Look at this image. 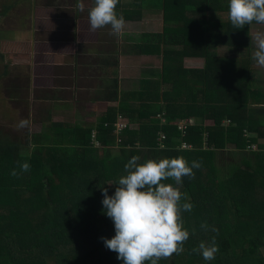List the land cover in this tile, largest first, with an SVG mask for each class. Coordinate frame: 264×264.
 Listing matches in <instances>:
<instances>
[{
	"label": "trees",
	"instance_id": "16d2710c",
	"mask_svg": "<svg viewBox=\"0 0 264 264\" xmlns=\"http://www.w3.org/2000/svg\"><path fill=\"white\" fill-rule=\"evenodd\" d=\"M20 2L6 3L10 5L6 8L0 6V20L13 17L12 5H21ZM199 9L209 10L211 16L220 12L225 22L219 27L210 26L211 17H204L206 27L197 32L206 37V51L213 54L212 57L218 53L217 47L241 51L249 67L254 61L251 58L253 48L245 28L257 23L235 28L237 32L233 35L223 28L228 25L233 29L228 18V0H205ZM178 38L179 35L167 32L162 44L165 47L180 46L176 41ZM231 60L230 81L238 82L234 75L241 73L245 63L238 65V60ZM179 65L172 63L171 67L176 69ZM261 72L264 75V70ZM250 76L251 73L244 82V104H248ZM230 81L225 84L229 85ZM221 90L235 95L225 86ZM187 93L183 92L181 98L173 97V104L177 107L192 105V108L193 104H198ZM206 93L207 90L202 89L197 96L205 97ZM25 101L29 102V98ZM233 101L229 100L228 104H243ZM256 115L264 117V110L242 106L233 115L225 117L230 122L226 127L218 123L207 130L189 127L184 141L191 144L193 150L183 152L179 149L181 143L177 142L178 139L182 141V136L166 115L169 124H154L149 127V132L126 131L120 143L112 131L107 130L108 133L103 134L106 141L100 142L101 148L91 151H87V146L77 138L64 142L53 133L54 136L47 140H24L23 145H36L28 155L20 143L0 134V264H123L100 239H111L115 235L114 225L104 214L101 201L102 189H107L109 196L114 194L115 185L126 175L124 166L132 156H139L141 163L147 159L175 157H183L188 166L192 161L201 163L199 169H193L194 179L182 177L180 185L173 178L161 181L178 187L188 197L181 203H191L193 208L181 213L183 227L190 234L183 245L184 251L170 255L171 260L170 256L162 257L158 264H264V201L258 203L254 197L258 183L264 185V151H246L250 144L247 140L255 132L251 117ZM133 118L131 121L137 122V118ZM107 122L115 124L116 120ZM59 129L53 128L54 131ZM161 132L167 135L165 150L157 147L156 138ZM205 132L209 135L208 151L202 139ZM114 147L116 149L111 152ZM23 163L30 165L27 172L19 167ZM13 170L17 175H12ZM109 183L114 184V188ZM246 183L250 186L246 187ZM239 207L242 210L239 211ZM241 214H244L246 224L239 222ZM202 222L209 225L208 231L201 229ZM213 237L219 246L214 260L205 261L201 255L192 252L200 242L210 243ZM64 248L72 253H62Z\"/></svg>",
	"mask_w": 264,
	"mask_h": 264
},
{
	"label": "crops",
	"instance_id": "0c3cea01",
	"mask_svg": "<svg viewBox=\"0 0 264 264\" xmlns=\"http://www.w3.org/2000/svg\"><path fill=\"white\" fill-rule=\"evenodd\" d=\"M0 1L4 8L10 6L6 3L17 2ZM20 1L21 5H12L13 17L0 20V134L20 143L28 155L34 149L23 145L24 140H47L53 133L64 142L77 138L87 151L99 150L94 142L101 146L107 130L118 138L116 125L120 118L127 125L126 132L140 125L165 126L169 124L166 115L182 136L180 125L188 120L198 122L191 125L193 128L200 124L202 130H207L213 129L215 123L228 126L230 122L227 125L224 118L242 106L263 109L264 67L260 66L256 71L262 74L261 79L257 74L249 79L248 104L242 97L246 90H240L241 98H237L243 104H228V96L224 104H213L210 95L224 92L214 88L215 82L211 89L206 88L205 97L197 96L202 87L196 83L193 70L200 59L191 53L184 57L183 53L204 35L197 32L206 27L204 17L216 20L209 10L199 9L205 0H119L115 11L125 20L120 34H110V26L89 30L88 9L93 0H82L83 12L76 9L77 0ZM167 32L179 35L176 41L180 46L162 44ZM172 63L180 65L175 69ZM219 68L210 69L220 71ZM186 75L191 85L187 92L198 103L193 106H199L195 111L192 105L173 104V97H182L181 82L186 81ZM17 94L19 97H15ZM166 102L169 104L165 109ZM132 116L137 122L131 121ZM21 119L32 122L23 128L25 132L17 128ZM262 119L251 117L255 131L252 140L262 142L255 153L264 151ZM112 120H116L115 124L107 122ZM54 127L60 129L54 131ZM159 134L167 139L164 132ZM180 141L177 140L182 144L184 138ZM165 143L158 144V149L165 150ZM257 187L264 185L258 183Z\"/></svg>",
	"mask_w": 264,
	"mask_h": 264
},
{
	"label": "clouds",
	"instance_id": "9594fccd",
	"mask_svg": "<svg viewBox=\"0 0 264 264\" xmlns=\"http://www.w3.org/2000/svg\"><path fill=\"white\" fill-rule=\"evenodd\" d=\"M118 3L119 0H93V6L88 9L89 30L95 32L110 26V34H120L125 20L115 11ZM75 6L78 11H84L82 0H77ZM228 18L235 28H243L253 22L264 24V0H228ZM254 39L256 51L251 58L258 66L264 67V32H256ZM31 123L30 119H21L17 128H28ZM185 127L188 130L191 126ZM31 147L35 149L36 145ZM97 148H101L100 144ZM140 159L132 156L128 160L124 166L126 175L119 178L113 195L109 196L107 189H102L104 214L111 219L115 235L111 239H100L123 264H144L145 261L158 264L160 258L184 251L183 245L190 234L183 227L181 213L190 212L193 208L191 203H181L188 197L178 187L161 181L173 178L180 185L182 177L194 179L193 169H199L201 163L192 161L188 166L183 157L147 159L142 163ZM19 167L23 172L30 169L28 163ZM12 175H17L15 170ZM200 227L209 230L206 222H202ZM211 231L218 232L215 228ZM218 251L215 237L210 243L200 242L198 247L192 248V252L201 255L205 261L214 260Z\"/></svg>",
	"mask_w": 264,
	"mask_h": 264
},
{
	"label": "rangeland",
	"instance_id": "374dc122",
	"mask_svg": "<svg viewBox=\"0 0 264 264\" xmlns=\"http://www.w3.org/2000/svg\"><path fill=\"white\" fill-rule=\"evenodd\" d=\"M216 19H217V21L213 20L212 23L210 24V26L219 27V24L225 23L220 12L216 13ZM223 28L225 29V31H228L233 35H235L237 32L235 27H233V29H231L228 25H226ZM209 29H211V28H209ZM246 32L251 38L252 48H253L252 54H253L254 51H256V41L254 39V35L256 32H264V24H253V25L247 26L245 28V33ZM205 42H206V37H205V35H203L196 42H194L188 46V52L187 53L186 52L183 53L184 57L187 55H190L188 53H191V56L198 57V59H200V61L197 63V67L193 70L194 71L193 74L196 75V83L199 84L202 87V89H206L208 87L211 89L212 82H215L216 85L213 84V86L216 90L221 91V87L225 86V87H227L229 92L235 93V95H229L225 92L213 93L210 95L212 97V101L214 102L213 104H224L225 102H223V101H224L226 96L230 97L231 102H234L233 100H238L237 96L239 94H236V92H240V90L245 92L246 84L244 82L249 78L250 73H251L250 79L252 78V74L258 75L256 70L259 69V66L257 65V63L255 61H252L250 66L248 67L247 64L245 63V60H244L245 57L243 55H241L242 52L241 51L239 52L238 50H230L227 48L221 49L220 47H217L218 53H216V55H214V57H212L213 54H209V52L206 51V48L204 45ZM208 57L216 59L217 62L213 61L211 59H208ZM231 59L238 60V65L240 63H245V66H244L243 70L241 71V73L240 74L236 73L234 75L235 78L238 80V82L237 81H230L231 80L230 76L232 75L231 72H232V63H233ZM242 65H244V64H242ZM212 66H215L217 68L220 67L219 68L220 71H215V70L210 69ZM208 68H209V70H208ZM261 77H262L261 75L257 76V78L259 80L261 79ZM181 78H183V77H181ZM184 80H186V81L181 82V92L182 93L190 90V88H189L190 84L188 85V83H187V82H189L187 75H186V77H184ZM228 81H230L231 83L229 85H226L225 83H227ZM184 83H186V84L184 85ZM219 84L221 85V87ZM15 97H19L18 94ZM239 97L241 98V96H239ZM242 97H244V96L242 95ZM262 100H264V98H262ZM14 104H20V103H14ZM15 106H17V105H14L13 107H15ZM198 107L199 106H197L195 108L193 106V111H195ZM260 108H263V110H264V105ZM224 119L227 121L226 124L228 125L229 121L226 118H224ZM193 123L196 124L198 122H196L195 120H193V121L188 120L186 123L181 124L180 127H184L185 125L191 126ZM178 128H179V126H178ZM196 129H202L200 127V124L198 125V127ZM131 130L132 131L149 132V126H144V127L135 126ZM21 131L25 132V129H21ZM124 133L118 135L117 141L121 140L122 135ZM162 135L163 134L157 135V138H156L157 145L158 144H164L165 141L167 140V139L163 140L161 138ZM183 136H185L184 133H183ZM208 137H209L208 133L204 134L202 136V139L204 140V148L205 149L207 148ZM245 137L248 138L247 136H245ZM8 140H11V139H8ZM247 141L250 142V144H249L246 151H249V150L255 151V149L257 147H261L260 144L262 142L260 141L259 144H258V142L255 143L252 140V136H251V139H248ZM262 148H264V145L262 146ZM115 149H116V147L111 148L110 150H111V152H113ZM208 149L209 148H207V151H208ZM183 151H185V150H182V152ZM227 161L229 162L230 159H227ZM109 186L111 188H114V184H112V183H109ZM242 188H244V187H242ZM263 196H264V190H262V188H259L258 192L254 195L255 201L258 203L264 201ZM238 210L240 211V210H242V208L239 207ZM242 216L245 217L244 214H241L239 216V222L246 224L245 218H243ZM257 219L259 220L260 218H257ZM62 253L69 254V253H72V251L68 250L67 248H64L62 250ZM170 260H171V256H170Z\"/></svg>",
	"mask_w": 264,
	"mask_h": 264
},
{
	"label": "built area",
	"instance_id": "2783aa9c",
	"mask_svg": "<svg viewBox=\"0 0 264 264\" xmlns=\"http://www.w3.org/2000/svg\"><path fill=\"white\" fill-rule=\"evenodd\" d=\"M126 129H127V125L120 118L118 123H117V125H116V133H117V135L122 134ZM179 130L182 133V137L185 138L186 134H187V132H186L187 128L184 126V127H180ZM183 133L185 134V136H183ZM162 139L163 140L166 139L164 135L162 136ZM96 146L98 147L99 144L96 143ZM180 149L181 150H185V151H190V150L192 151L193 147L190 144H187V143L183 142L181 147H180Z\"/></svg>",
	"mask_w": 264,
	"mask_h": 264
},
{
	"label": "flooded vegetation",
	"instance_id": "af4514ba",
	"mask_svg": "<svg viewBox=\"0 0 264 264\" xmlns=\"http://www.w3.org/2000/svg\"><path fill=\"white\" fill-rule=\"evenodd\" d=\"M3 59V58H2Z\"/></svg>",
	"mask_w": 264,
	"mask_h": 264
}]
</instances>
